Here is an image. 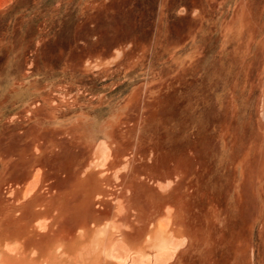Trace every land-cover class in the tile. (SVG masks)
Wrapping results in <instances>:
<instances>
[{"label": "rangeland", "instance_id": "obj_1", "mask_svg": "<svg viewBox=\"0 0 264 264\" xmlns=\"http://www.w3.org/2000/svg\"><path fill=\"white\" fill-rule=\"evenodd\" d=\"M0 264H264V0H0Z\"/></svg>", "mask_w": 264, "mask_h": 264}, {"label": "bare ground", "instance_id": "obj_2", "mask_svg": "<svg viewBox=\"0 0 264 264\" xmlns=\"http://www.w3.org/2000/svg\"><path fill=\"white\" fill-rule=\"evenodd\" d=\"M164 233V232H163ZM167 243V242H166ZM166 246V245H165ZM164 248V247H163ZM160 249V248H159ZM167 249V248H166Z\"/></svg>", "mask_w": 264, "mask_h": 264}]
</instances>
